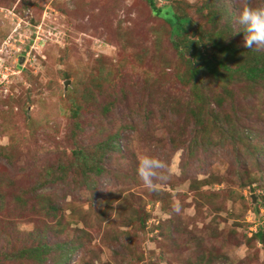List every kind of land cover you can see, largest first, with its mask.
Returning <instances> with one entry per match:
<instances>
[{
    "label": "rangeland",
    "instance_id": "obj_1",
    "mask_svg": "<svg viewBox=\"0 0 264 264\" xmlns=\"http://www.w3.org/2000/svg\"><path fill=\"white\" fill-rule=\"evenodd\" d=\"M154 5L187 18L181 38L244 47L237 0ZM178 39L147 0H0V264H264V82L195 88ZM144 154L170 166L154 190Z\"/></svg>",
    "mask_w": 264,
    "mask_h": 264
},
{
    "label": "trees",
    "instance_id": "obj_2",
    "mask_svg": "<svg viewBox=\"0 0 264 264\" xmlns=\"http://www.w3.org/2000/svg\"><path fill=\"white\" fill-rule=\"evenodd\" d=\"M147 2L152 8V12L157 17L163 19L170 26L172 34L177 38H180L177 42L176 40L174 41V47L179 53H181V55H189L186 61L189 64L191 78L197 85H194L195 88L201 87V85L206 82V76L208 77V75L203 74V70L208 71L210 74L209 76L215 80L218 78H227L229 80L233 78L234 74H239L244 80L250 83L259 84L261 81L264 82V51L258 52L254 49H248L246 47L239 49L238 47H235V45L226 46L224 48L220 43H215V37H213L214 41H212L211 38V42H204V38L200 34L196 35V38H191L187 35L181 38L183 24L187 23V18L179 17L170 6L156 8L154 5V0H147ZM211 7H208L210 8V18L214 21L221 20L223 12L216 6L213 8ZM215 36L219 40V33H216ZM202 42L204 48L200 50L198 49L197 45L201 44ZM209 45L211 47L213 46L216 50L219 49L220 51L209 53L207 49L210 47ZM200 81L202 83H200ZM197 95V90H193L191 104L192 102L195 104V102L197 103L198 101L200 105L189 107L187 111L189 112L188 114L194 119V122L200 124L202 120H205L204 114L210 117L212 114H209L208 112L205 113L204 108L206 106V98H199ZM203 102H205V104H202ZM104 111H108V107H105ZM203 128H206V126H203ZM116 136L117 135H110L108 139H106V141L102 144L100 154L101 157L103 156V152L114 149L115 141L118 138ZM74 155L77 161H79V166L82 168L83 172L86 170L95 173L101 172V168L97 165V161L93 155H89L82 150L74 152ZM54 247L57 249L62 248V246L57 245ZM49 249L50 248L44 245L34 249H26L24 252H27V256H24L25 254L22 252L20 257L28 258V254H30V257L34 255L35 259H40L42 261L44 259L40 258V256L46 254ZM60 254L62 255L60 256ZM55 256L54 264H64V262L67 261V255L65 253L60 252Z\"/></svg>",
    "mask_w": 264,
    "mask_h": 264
},
{
    "label": "clouds",
    "instance_id": "obj_3",
    "mask_svg": "<svg viewBox=\"0 0 264 264\" xmlns=\"http://www.w3.org/2000/svg\"><path fill=\"white\" fill-rule=\"evenodd\" d=\"M240 11L237 23L244 29L243 46L264 50V3L259 0H237ZM169 163L156 155L138 156L137 175L144 186L154 190L168 179Z\"/></svg>",
    "mask_w": 264,
    "mask_h": 264
}]
</instances>
